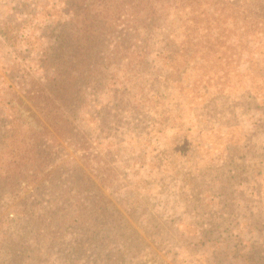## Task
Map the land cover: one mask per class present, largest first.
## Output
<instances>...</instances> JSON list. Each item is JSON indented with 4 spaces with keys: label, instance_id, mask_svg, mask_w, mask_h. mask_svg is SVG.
I'll return each instance as SVG.
<instances>
[{
    "label": "rangeland",
    "instance_id": "374dc122",
    "mask_svg": "<svg viewBox=\"0 0 264 264\" xmlns=\"http://www.w3.org/2000/svg\"><path fill=\"white\" fill-rule=\"evenodd\" d=\"M203 2L220 15L215 0ZM69 9L70 0H0V152L23 144L27 125L61 161L82 162L88 147L102 166L100 180L90 174L103 193L96 198H109L130 223V264H264V22L245 31L229 16L212 30L176 24L174 43L156 32L137 67L112 60L101 83L60 99L49 62ZM5 28L14 30L9 40ZM212 35L226 41L207 55ZM103 46L97 55L106 56ZM37 80L46 85L38 99ZM0 189L1 229L17 233L28 222L8 211L29 190L7 204ZM49 245L46 254L65 259L64 239Z\"/></svg>",
    "mask_w": 264,
    "mask_h": 264
},
{
    "label": "trees",
    "instance_id": "16d2710c",
    "mask_svg": "<svg viewBox=\"0 0 264 264\" xmlns=\"http://www.w3.org/2000/svg\"><path fill=\"white\" fill-rule=\"evenodd\" d=\"M215 1L219 16L209 11L211 4L204 6L203 0H70L69 22L63 26L54 49L55 57L49 62L55 67V83L50 88L60 93V99L72 94L79 99L80 86L88 85L89 81L101 83L112 60L128 59L134 67L140 65L150 53V40L156 32L164 29L166 45L174 43L176 24L212 30L216 24L227 25L229 16L234 25L244 24L245 31L247 25L264 22V0ZM183 13L191 16L183 18ZM12 31L5 28L1 33L9 40ZM207 40V55L217 42L223 45L226 41L213 35ZM109 41H114L113 49H109ZM101 46L106 56L97 55L95 48ZM171 53L176 58L180 48ZM129 66L127 63L126 68L130 69ZM36 84L40 88L38 99L46 85L39 80ZM16 118L18 126L25 122L21 114ZM67 128L59 124V131ZM25 131L28 138L23 144L11 141L7 150L0 152V188L7 187L11 196L7 204H12L18 193L29 190V197L18 199L8 211L12 220L28 222L21 226L25 229L11 233L0 226V264H130L126 262V254L132 243L124 234L130 223L109 198L100 202L103 193L98 195L99 186L95 189L90 174L100 177L98 171L102 166L94 168L96 162L87 154L88 147L82 148V162L68 163L52 157V149L45 151L41 147L48 144L42 130L27 125ZM11 132L13 138L19 130L11 128ZM82 141L76 143L83 147ZM96 196H101L100 200ZM121 234L123 241L119 239ZM61 239L67 250L64 260L51 256L52 252L46 254L48 245Z\"/></svg>",
    "mask_w": 264,
    "mask_h": 264
}]
</instances>
